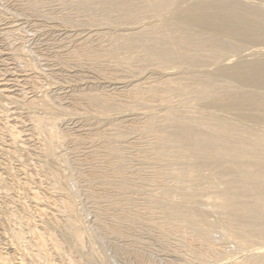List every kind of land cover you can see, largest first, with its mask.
<instances>
[{
    "label": "bare ground",
    "instance_id": "1",
    "mask_svg": "<svg viewBox=\"0 0 264 264\" xmlns=\"http://www.w3.org/2000/svg\"><path fill=\"white\" fill-rule=\"evenodd\" d=\"M6 5L0 264L116 263L78 200L72 174L87 160L72 161L69 143H88L85 154L122 178L141 144L134 157L151 170L142 189L159 219L141 230L164 228L176 248L159 240L156 257L146 236L112 228L131 244L118 252L138 264H264V0ZM86 165L77 175L89 183Z\"/></svg>",
    "mask_w": 264,
    "mask_h": 264
},
{
    "label": "rangeland",
    "instance_id": "2",
    "mask_svg": "<svg viewBox=\"0 0 264 264\" xmlns=\"http://www.w3.org/2000/svg\"><path fill=\"white\" fill-rule=\"evenodd\" d=\"M1 1H4L5 5L7 4L6 6L7 7L9 6L8 9L14 10V12H16L17 9H19V10L22 9L24 6V3H26V0H1ZM27 1H29V0H27ZM46 6H45L46 8L43 6V8H45V9L41 8V10L43 9L44 11L45 10L48 11L50 9L51 10L52 9H59L58 6H52L53 8L51 6H48V5H46ZM58 13H59V11H58ZM47 21H46L47 23H42V22L41 23L45 24V25H49L51 21H49V20H47ZM41 23H38V24H41ZM133 136H135V135H133ZM133 136H131V137H133ZM131 142L134 143V140H132ZM72 144L73 143H69V146L70 147L74 146V148L78 147V149L75 150V155L70 154V156H69L70 158L72 156H75V157H72L73 159L71 158V160L75 161L78 158H80V159L82 158L81 160H83V159L87 160V162L86 161L82 162L81 163L82 165L80 167H79V165H77L79 167V169L75 165V167H77L78 171L77 172L74 171L73 174L71 173L72 176H74V177H72V179L75 178L74 180L79 185L78 187L80 189V194L82 195L83 192L85 193V194L83 193L82 196L79 194L78 200H81V202H83V204H85L86 207L88 208L87 209L85 207L89 212V219L90 220H94L95 217L98 215L99 225L101 226L103 224V226H101V228H99V230L97 231V235L102 240L101 244H103V245H101V246L105 249L107 255L111 258H113V257L115 258V259L113 258L116 262L115 264H117V263L118 264H138V262L136 260L134 261V258L132 255L131 256L130 255H124L121 252L117 251V249H116L117 245H126L127 246L130 243H129V241H127L128 240L127 238H125V239L121 238L124 241L127 239L125 241V243H124V241L122 242L120 240L119 233H114L112 230H110L112 228L117 229L118 231L120 230L123 233L129 231L130 233L128 232L129 235H127V236H132L133 238L137 237L135 234H138V237L141 236L140 238H142V239L146 236L144 238V240H147L150 242L149 243L150 246L147 248L148 251H146L147 253L150 250L151 253L154 252V255H156V254L158 255L159 251H161V250L163 251V249L160 246H158V244L161 245L162 243L167 247V248L164 247L165 248L164 251H168V250L173 249V247L176 245L175 241L172 239L174 241V244H172L173 242H171L172 241L171 239L167 240V237H169V236H167V234H168L167 232L164 233V230H163L164 228L160 229L158 227L153 226L154 228L150 227L149 229L146 228L144 230H141L143 226L140 224V221L142 223L143 221H146L145 219H150V220H153L155 225H156V223L159 222L158 215L156 213H150L147 210L146 196L148 193L144 189H142L144 187V184H151L152 179L149 177L152 175V173L150 172L151 170L146 169V167L144 165L139 164L138 159H135L137 157H134L137 155L136 150L140 147L141 144L135 143L132 145L133 147H135V149L132 150L133 151V157H132V159L129 158L128 162H124L122 165L123 169H124V172H123L124 178L115 174L113 167L109 166V163L105 162L102 157L93 158V157H90V155H88V153L85 154L86 152L89 151V149H87V148H89V147H87V146H89L88 143H83V144H79V145H78V143H75L73 145ZM80 146H81V148H79ZM82 153H84L86 155V157H84L85 155L83 156ZM78 154L81 155V157H79ZM15 161L16 160L13 159V167L18 168L19 163L17 161L15 162ZM85 162L87 164H90V165L93 163L92 165L95 166V168L93 170L94 172H92L89 176V178H90L89 183H87L88 182L87 180L85 181V179H84L85 177L83 179L79 178V176L83 177L84 175H88V173H90L92 171L91 169L93 166L92 165L90 166L91 171H89V169H88L89 165H86ZM82 170H84V171H82ZM87 170H88V173L85 172ZM134 170H136V171H134ZM132 171H134V172L132 173ZM75 172H76V175H75ZM82 172L84 173V175L83 174L80 175ZM149 172L151 173V175ZM71 174H70V176H71ZM78 180H79V182H78ZM131 225L133 228L131 227ZM132 229H134V230H132ZM135 230L136 231L139 230L138 233L135 232ZM147 231H149V232H147ZM133 232L135 233L134 236H133ZM139 233H141L142 235H144V234L145 235L142 237V235H140ZM131 238L129 240H131ZM162 238H164V239H162ZM159 240H161L160 242H162V243H160ZM163 240H165V241H163ZM170 242H171V244H169ZM167 245H170V246H167ZM150 247H151V249H149ZM170 247H172V248L170 249ZM158 248H159V250H158ZM174 248H176V247H174ZM153 249L154 250L156 249V252ZM157 255H156V257H159ZM159 255H162V254H159Z\"/></svg>",
    "mask_w": 264,
    "mask_h": 264
}]
</instances>
